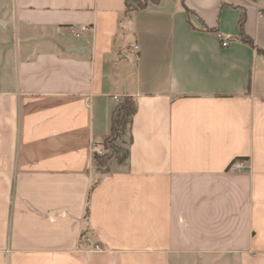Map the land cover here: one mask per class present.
Listing matches in <instances>:
<instances>
[{
  "label": "crops",
  "instance_id": "0c3cea01",
  "mask_svg": "<svg viewBox=\"0 0 264 264\" xmlns=\"http://www.w3.org/2000/svg\"><path fill=\"white\" fill-rule=\"evenodd\" d=\"M0 264H264V0H0Z\"/></svg>",
  "mask_w": 264,
  "mask_h": 264
},
{
  "label": "trees",
  "instance_id": "16d2710c",
  "mask_svg": "<svg viewBox=\"0 0 264 264\" xmlns=\"http://www.w3.org/2000/svg\"><path fill=\"white\" fill-rule=\"evenodd\" d=\"M183 1L184 0H181V2ZM158 2L159 0H125V14L127 16H130L131 14L137 12L138 10L144 9L148 3H158ZM241 22H242V18H240L239 20L240 26H241ZM240 35L243 36L242 31L240 32ZM135 109H136L135 100L132 97H128V96H125L122 99V101H120L116 105L115 111L111 119V130H110V136L108 139H110L113 136V134L118 133V131H121L123 124L125 123L130 124L131 118L135 112ZM126 154L127 152L125 153V156ZM93 156L100 165L102 166L105 165L106 160H107L106 154L93 155ZM85 231H87V229L83 231V234L85 233Z\"/></svg>",
  "mask_w": 264,
  "mask_h": 264
},
{
  "label": "rangeland",
  "instance_id": "374dc122",
  "mask_svg": "<svg viewBox=\"0 0 264 264\" xmlns=\"http://www.w3.org/2000/svg\"><path fill=\"white\" fill-rule=\"evenodd\" d=\"M127 96L132 97L130 95H127ZM122 99L119 100L118 103L120 101H122ZM128 127H129V123L123 124L121 131H118V133L113 134V136L110 139L105 141V146L108 149V152L106 153L107 160L109 158L116 159L120 162L125 160V151H126L127 139H128L127 138ZM102 171H104V170H102ZM87 232L88 231H85V233L83 234V240H82L83 243H86V237L89 236V234Z\"/></svg>",
  "mask_w": 264,
  "mask_h": 264
},
{
  "label": "built area",
  "instance_id": "2783aa9c",
  "mask_svg": "<svg viewBox=\"0 0 264 264\" xmlns=\"http://www.w3.org/2000/svg\"><path fill=\"white\" fill-rule=\"evenodd\" d=\"M84 29V28H82ZM216 37L217 39H219L221 46H227L229 44V40L226 39L224 37V35L221 32H216ZM134 51H137V46H134ZM91 152L93 153V155H104L108 152V149L106 148V146L103 145H99L98 143H91ZM243 166V162L242 161H236L232 164V168L240 170V168ZM87 240V238H86ZM95 250H99V245H95L94 246Z\"/></svg>",
  "mask_w": 264,
  "mask_h": 264
}]
</instances>
